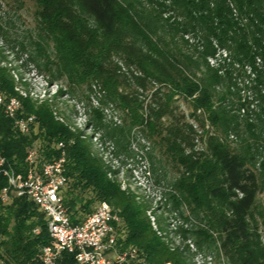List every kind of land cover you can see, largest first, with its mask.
<instances>
[{"label": "trees", "instance_id": "16d2710c", "mask_svg": "<svg viewBox=\"0 0 264 264\" xmlns=\"http://www.w3.org/2000/svg\"><path fill=\"white\" fill-rule=\"evenodd\" d=\"M36 1L38 29L53 44L51 55L38 53L51 81L99 94L86 125L103 130L120 152L127 151L131 132L142 133L175 166L170 199L201 218L206 229L200 234L215 239L230 264H264L259 228L250 220L264 191V0ZM228 64L238 76L225 69ZM18 84L0 66L3 101L16 96L18 116L35 117L30 131L21 133L0 105V154L8 165L25 173L27 155L36 149L39 169L59 157L63 142L67 183L61 198L73 224L106 201L120 215V248H137L150 264H192L179 245L153 229L148 202L112 177L117 172L86 132L57 117L51 103L20 95ZM240 85L254 91L251 99ZM64 94L61 85L54 98ZM179 98L190 102L193 122L178 112ZM107 106L118 111L119 123L106 120ZM146 155L153 164L152 153ZM7 186L0 175V193ZM50 241L45 214L9 191L0 200V264H42ZM57 264L79 263L63 252Z\"/></svg>", "mask_w": 264, "mask_h": 264}, {"label": "rangeland", "instance_id": "374dc122", "mask_svg": "<svg viewBox=\"0 0 264 264\" xmlns=\"http://www.w3.org/2000/svg\"><path fill=\"white\" fill-rule=\"evenodd\" d=\"M40 9L36 0H0V66L8 69L19 83L17 87L19 94L24 97L29 95L38 104L45 101L51 103L58 113L57 117L85 131L94 148L103 154L104 159L117 172L112 177L121 183L122 188L128 187L148 202L150 205L148 215L153 229L165 241L179 245L180 250L188 254L192 264H230L219 250L217 241L207 240L200 234L201 228L206 229L201 218L190 209H186L183 203L178 205L172 203L169 195L170 182L177 176V171L169 158L160 152L158 146L153 145L142 133L133 131L126 143L127 151H117L115 142L104 137L103 130H93L86 125L89 119L88 108L98 106L99 94L90 92L86 85L69 90L64 88L63 80L51 81L43 67L46 59L38 54L45 51L51 55L53 51L52 42L38 29ZM85 17L93 24L91 17L88 15ZM236 68L235 65L229 64L225 67L234 77L238 76ZM245 84L250 85L246 81ZM61 85L65 94L54 98ZM240 88L241 95L251 99L254 91L249 86L244 88L240 85ZM251 101L254 102L252 107L255 105L257 107L258 102ZM176 104L179 107L178 112L186 113L189 121L193 122L194 119L189 116L192 110L190 102L179 98ZM104 113L107 121L120 122V114L111 106H107ZM169 121L165 120L166 123ZM229 139L234 140L230 145L235 147L236 137ZM195 142L196 149L204 146L200 139ZM34 146L37 147L38 143H34ZM148 151L152 153L153 164L146 155ZM250 214L251 225L259 228L260 241L264 246V191L258 193ZM158 218L161 225L155 224Z\"/></svg>", "mask_w": 264, "mask_h": 264}, {"label": "built area", "instance_id": "2783aa9c", "mask_svg": "<svg viewBox=\"0 0 264 264\" xmlns=\"http://www.w3.org/2000/svg\"><path fill=\"white\" fill-rule=\"evenodd\" d=\"M0 105L21 133L30 131L35 117L18 116L21 108L18 97H10L4 102L0 94ZM57 147L61 149L59 157L43 163L39 169L35 168L37 150L32 149L26 158L29 168L25 173L15 171L0 154V175L5 176L8 183L0 193V200L5 202L9 191L25 196L47 218L51 241L42 248V264H57L63 252L74 254L79 264H150L137 248L119 247L116 230L121 219L108 202L98 203L82 222H71L61 198L67 183L64 143H58Z\"/></svg>", "mask_w": 264, "mask_h": 264}]
</instances>
